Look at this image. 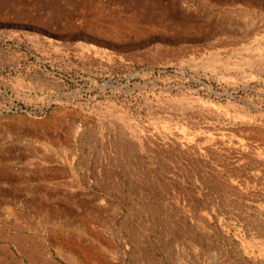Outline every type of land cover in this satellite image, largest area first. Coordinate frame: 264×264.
Here are the masks:
<instances>
[{
	"label": "rangeland",
	"instance_id": "obj_1",
	"mask_svg": "<svg viewBox=\"0 0 264 264\" xmlns=\"http://www.w3.org/2000/svg\"><path fill=\"white\" fill-rule=\"evenodd\" d=\"M0 264H264V0H0Z\"/></svg>",
	"mask_w": 264,
	"mask_h": 264
}]
</instances>
